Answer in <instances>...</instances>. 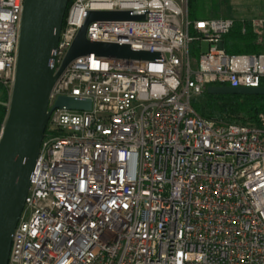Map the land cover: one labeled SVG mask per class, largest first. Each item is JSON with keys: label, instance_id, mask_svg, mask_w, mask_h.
Instances as JSON below:
<instances>
[{"label": "built area", "instance_id": "1", "mask_svg": "<svg viewBox=\"0 0 264 264\" xmlns=\"http://www.w3.org/2000/svg\"><path fill=\"white\" fill-rule=\"evenodd\" d=\"M25 1L0 0L10 97ZM87 12L144 15L94 22L87 39L162 58L91 54L65 70L49 109H91L53 110L8 264H264V113L244 125L195 107L209 87L264 86V53H228L235 20H192L189 0H71L56 72Z\"/></svg>", "mask_w": 264, "mask_h": 264}, {"label": "water", "instance_id": "2", "mask_svg": "<svg viewBox=\"0 0 264 264\" xmlns=\"http://www.w3.org/2000/svg\"><path fill=\"white\" fill-rule=\"evenodd\" d=\"M70 0H26L18 64L9 112L0 143V264H8L13 236L25 207L31 181L53 110L89 111L91 101L61 97L49 109L52 90L76 59L98 57L159 61L160 53L133 51L129 46L90 42L89 26L97 21L144 19L131 12H87L61 68L55 71L58 48ZM222 47V46H221ZM210 95L264 96L260 88L209 87Z\"/></svg>", "mask_w": 264, "mask_h": 264}, {"label": "trees", "instance_id": "3", "mask_svg": "<svg viewBox=\"0 0 264 264\" xmlns=\"http://www.w3.org/2000/svg\"><path fill=\"white\" fill-rule=\"evenodd\" d=\"M246 26L247 32L243 34L244 23L236 22L233 31L226 38L227 52L231 54H263L264 36L262 42H258L259 37L254 32L252 24H246ZM9 98V92L0 85V130L8 116ZM205 98L207 99L206 109L211 113H207L198 104L195 106L196 109L211 118L225 119L230 123L254 125L258 114L264 112V96L210 95L207 92Z\"/></svg>", "mask_w": 264, "mask_h": 264}, {"label": "rangeland", "instance_id": "4", "mask_svg": "<svg viewBox=\"0 0 264 264\" xmlns=\"http://www.w3.org/2000/svg\"><path fill=\"white\" fill-rule=\"evenodd\" d=\"M189 13L192 20L232 18L235 22L240 21L247 25L260 22L261 32L258 42H262L264 36V0H189ZM202 46L206 49V44H202ZM192 52L198 58L194 51V46L192 47ZM198 105L204 108L207 113H211L210 110L206 109L207 99L205 97L200 100ZM222 120L227 121L225 119Z\"/></svg>", "mask_w": 264, "mask_h": 264}]
</instances>
